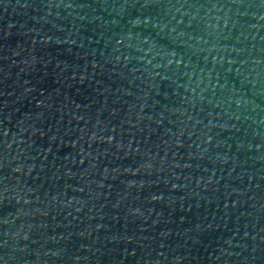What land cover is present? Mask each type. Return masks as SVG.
<instances>
[{
    "label": "water",
    "instance_id": "95a60500",
    "mask_svg": "<svg viewBox=\"0 0 264 264\" xmlns=\"http://www.w3.org/2000/svg\"><path fill=\"white\" fill-rule=\"evenodd\" d=\"M0 264H264V0H0Z\"/></svg>",
    "mask_w": 264,
    "mask_h": 264
}]
</instances>
